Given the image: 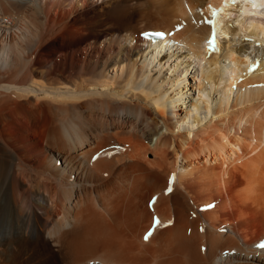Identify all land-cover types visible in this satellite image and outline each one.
Here are the masks:
<instances>
[{
	"label": "bare ground",
	"instance_id": "1",
	"mask_svg": "<svg viewBox=\"0 0 264 264\" xmlns=\"http://www.w3.org/2000/svg\"><path fill=\"white\" fill-rule=\"evenodd\" d=\"M262 236L264 0H0V264H264Z\"/></svg>",
	"mask_w": 264,
	"mask_h": 264
},
{
	"label": "rangeland",
	"instance_id": "2",
	"mask_svg": "<svg viewBox=\"0 0 264 264\" xmlns=\"http://www.w3.org/2000/svg\"><path fill=\"white\" fill-rule=\"evenodd\" d=\"M95 1H97V0H95ZM135 39H136V38H135ZM135 39H134V40H135ZM128 41H129L128 39L125 40L126 43H128ZM133 42H134V41H133ZM93 43H94V42H92V44H93ZM118 148H120V147H118ZM209 208H211V206H208V207H206L205 209H209Z\"/></svg>",
	"mask_w": 264,
	"mask_h": 264
},
{
	"label": "snow or ice",
	"instance_id": "3",
	"mask_svg": "<svg viewBox=\"0 0 264 264\" xmlns=\"http://www.w3.org/2000/svg\"><path fill=\"white\" fill-rule=\"evenodd\" d=\"M233 2H234V0H233ZM145 239L147 240L148 239V236H146Z\"/></svg>",
	"mask_w": 264,
	"mask_h": 264
}]
</instances>
